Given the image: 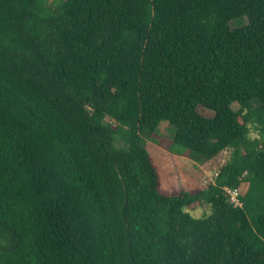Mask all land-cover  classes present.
<instances>
[{"label": "trees", "instance_id": "obj_1", "mask_svg": "<svg viewBox=\"0 0 264 264\" xmlns=\"http://www.w3.org/2000/svg\"><path fill=\"white\" fill-rule=\"evenodd\" d=\"M58 1L0 0V264H264V0ZM162 122L215 183L163 189Z\"/></svg>", "mask_w": 264, "mask_h": 264}, {"label": "rangeland", "instance_id": "obj_2", "mask_svg": "<svg viewBox=\"0 0 264 264\" xmlns=\"http://www.w3.org/2000/svg\"><path fill=\"white\" fill-rule=\"evenodd\" d=\"M63 0L58 1L59 4ZM249 24L248 19L235 20L231 22L232 28H239ZM255 106L258 103L254 104ZM239 110V105H234ZM199 113L206 118H213L214 112L200 107ZM108 121H110L108 119ZM250 139L260 143L264 147V136L255 127L250 128ZM175 128L168 122H162L158 130L147 138L146 148L153 157L162 178V187L165 191L171 192L174 189L185 188L194 190L206 189L210 184L215 183L220 168L228 163L233 150L225 151L216 162L196 160L189 152L175 145ZM248 186H241L237 191H232V198L236 199L235 204L239 205V197L244 195ZM194 218L201 219L211 215V207L203 204L200 207L188 208L186 210Z\"/></svg>", "mask_w": 264, "mask_h": 264}, {"label": "built area", "instance_id": "obj_3", "mask_svg": "<svg viewBox=\"0 0 264 264\" xmlns=\"http://www.w3.org/2000/svg\"><path fill=\"white\" fill-rule=\"evenodd\" d=\"M228 193L231 195L232 194V191H229L228 190ZM232 197V196H231ZM232 201L235 203L236 202V199L232 198ZM239 205H240V202H239Z\"/></svg>", "mask_w": 264, "mask_h": 264}]
</instances>
